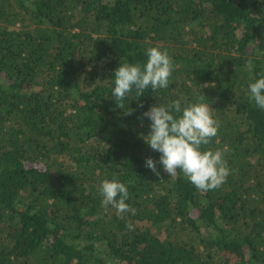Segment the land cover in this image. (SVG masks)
I'll use <instances>...</instances> for the list:
<instances>
[{"label":"trees","instance_id":"obj_1","mask_svg":"<svg viewBox=\"0 0 264 264\" xmlns=\"http://www.w3.org/2000/svg\"><path fill=\"white\" fill-rule=\"evenodd\" d=\"M150 47L173 58L168 87L121 108L114 70ZM259 73L264 0H0V264H264ZM175 99L219 121L201 146L224 153L218 188L145 167L142 114ZM113 178L127 212L101 204Z\"/></svg>","mask_w":264,"mask_h":264},{"label":"clouds","instance_id":"obj_2","mask_svg":"<svg viewBox=\"0 0 264 264\" xmlns=\"http://www.w3.org/2000/svg\"><path fill=\"white\" fill-rule=\"evenodd\" d=\"M146 56V62L125 61L114 70L111 97L119 107L133 90L140 97L146 90L156 91L168 87L175 67L168 50L150 47L146 50ZM247 87L250 100L264 110V73L257 74ZM125 113L130 114L131 109ZM143 118L151 123L148 134H141L142 139L160 154L158 160L147 157L145 167L159 175V164L170 176L180 169L197 189L205 192L220 187L226 181L230 169L223 151L201 148L202 145H208L219 130V121L207 103L200 100L182 104L181 99H175L149 107L143 112ZM98 190L102 196V206H111L118 213L130 210L127 203L129 191L125 182L115 178L104 179ZM127 227L132 229L133 225Z\"/></svg>","mask_w":264,"mask_h":264}]
</instances>
